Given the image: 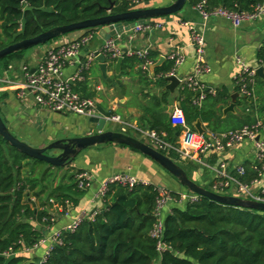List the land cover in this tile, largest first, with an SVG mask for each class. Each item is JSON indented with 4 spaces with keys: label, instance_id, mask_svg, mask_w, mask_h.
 <instances>
[{
    "label": "trees",
    "instance_id": "1",
    "mask_svg": "<svg viewBox=\"0 0 264 264\" xmlns=\"http://www.w3.org/2000/svg\"><path fill=\"white\" fill-rule=\"evenodd\" d=\"M110 1L114 2L112 13L133 9L128 0H0V49L57 26L104 16ZM187 1L193 6L204 2L208 11L222 7L251 12L264 4V0ZM21 55L22 51L15 52L2 60ZM104 58L113 71L117 58L109 55ZM258 58L264 66V46L259 49ZM157 59V54L150 51L143 58L123 55L119 74L114 78L120 85V76L138 73L142 83L140 115L136 119L139 129L163 135L165 141L176 144L184 131H197L194 126L197 120L213 134L239 130L259 121L264 124V78L256 73L237 77L234 103L240 109L225 116L223 108L232 101L226 88L206 90L204 99L195 104L197 93L184 81L177 98L176 114L181 120L174 124V118L167 112L169 92L165 89L159 93L145 92L150 84L165 87V78L173 71L174 60L169 58L155 64L156 79L150 80L148 69L144 70L142 65L147 61L157 63ZM87 74L83 73L85 78L73 82L71 87L84 97L95 99V93L87 88ZM159 151L182 166L189 177L191 169L198 168L195 162L179 160L173 150ZM27 160L34 163L23 174ZM41 165L43 161L29 158L0 136V253L9 247L15 252L33 246L45 235L34 223L51 224L53 216L49 209L53 202L64 212L75 206L86 191L78 186L77 175L82 170L61 173L57 180L58 176L49 169L36 174ZM243 168V174H235L240 181L249 184L259 177L257 164H244ZM29 192L37 202L28 200ZM171 195L179 203V195L173 191ZM159 197L154 184L139 183L128 188L111 183L102 197L103 206L95 209L92 219H84L73 231L62 230L59 242L45 259L37 261L25 254L0 255V264H264V212L223 205L204 197L196 202L174 204L162 217L161 241L166 248L159 253L157 239L150 237Z\"/></svg>",
    "mask_w": 264,
    "mask_h": 264
},
{
    "label": "crops",
    "instance_id": "2",
    "mask_svg": "<svg viewBox=\"0 0 264 264\" xmlns=\"http://www.w3.org/2000/svg\"><path fill=\"white\" fill-rule=\"evenodd\" d=\"M173 1L151 0L149 6H166ZM141 7H145V5ZM186 21L192 22L195 28L203 34L205 59L211 68L209 73L196 76V80L204 86L205 91H214L224 87L229 91L230 96L236 93L234 87L242 69L240 62L244 63L248 69H257L261 66L258 51L264 46V16L255 21H244L237 27L233 26L229 20L219 16H210L203 21L195 6L187 1L176 14L160 17L155 20L153 25H146L142 31L134 32L133 28L125 30L123 27L122 32L112 36L117 38L116 44L122 52L125 49L126 51H150L157 54V63L151 62L146 71L147 77L152 81L156 79L153 72L155 64L169 59L172 54L181 53L183 62L175 67V74L182 81L193 75L195 64V50L190 45V33L183 25V22ZM107 28L106 30L99 28L95 31L92 39L82 48L78 62L84 60L88 51H93L103 45L112 30L111 27ZM83 33L85 32L75 31L65 34L53 39L48 44L22 51L20 58L2 60L0 63V116L15 137L31 146L42 147L56 139L78 136L83 131H90L85 116L44 108L35 103L30 93L20 96L19 87L16 86L24 79V73L27 70L32 71L50 48L75 40ZM99 63V60H95L88 71L86 78L88 91L95 93L97 105L106 111H112L123 123L136 126V119L140 115L138 105L142 101L140 93L142 83L138 73L133 71L130 75L120 76L118 78L119 85L117 79H114L119 72L116 73L115 69L110 70L106 62L107 78H103ZM77 68L78 63L76 62L67 65L63 69V78H71ZM180 85L181 82L173 91H170L165 87L150 84L145 92L159 93L162 89L167 90L169 92L167 112L171 114L177 104ZM239 109L234 105L232 113L238 112ZM226 114L223 113V116ZM123 123L109 120L107 128L115 131H127L129 135L136 137L133 135L135 133L146 142L140 133ZM201 126L205 134L209 133L204 123H201ZM261 137H264V130L261 132ZM200 159L207 166L195 161L191 162L208 168L211 174L205 178L202 167H198L191 169L189 175L191 179L206 188L214 180L212 168H215L221 161H225L228 170L233 173L238 166L258 165L259 162L254 143L249 139H243L230 147H225L220 152L208 150L200 155ZM27 162L23 174L28 173L34 163L33 160H27ZM68 167L72 168L74 172L77 170L87 171L92 178V183L78 199V203L67 209V213L56 208V204L53 202V207L49 209L53 216L50 225L41 226L34 223V226L37 229H42L45 235L64 228L84 210L101 208L103 203L102 199L97 196L98 188L101 183L115 173L128 172L149 184L165 187L176 193L185 192L178 186L176 180L153 160L125 145L105 143L89 147L81 151ZM48 169L55 171L52 166L46 163L36 168V174H41ZM42 196L46 197V195ZM28 200L37 202V198L32 192H29ZM174 204L180 203L171 202L166 205L162 210V217L166 216ZM43 252L44 248L41 246L25 255L39 261Z\"/></svg>",
    "mask_w": 264,
    "mask_h": 264
},
{
    "label": "built area",
    "instance_id": "3",
    "mask_svg": "<svg viewBox=\"0 0 264 264\" xmlns=\"http://www.w3.org/2000/svg\"><path fill=\"white\" fill-rule=\"evenodd\" d=\"M133 6V9L144 6L146 2L151 0H128ZM195 9L199 12L203 21L210 16L223 17L231 22L235 27L239 26L244 21H255L261 16H264V4L257 5L251 12H236L219 7L213 10H206L204 2L195 6ZM183 25L189 30L190 33V45L195 50V64L193 69V75L180 81H188L193 90L196 91L197 97L194 99L195 104H199L205 97V88L197 80L196 76L209 73L211 68L205 59V38L194 26L192 22H183ZM146 26V25H145ZM145 26L136 25L133 27L134 32H139L145 29ZM99 28H93L85 30L79 38L71 41L61 43L55 47L50 48L44 57L39 60L35 68L32 71H26L24 73V79L17 83L19 87L20 96L30 93L36 104L47 108L52 111L73 112L85 117L94 116L97 114V101L93 98L84 97L79 92L72 89L71 85L75 81H80L85 78L83 73H87L91 64L96 60L97 55L101 54L104 57L109 55L110 58H118L123 55L133 56L137 55L139 58H143L147 52L138 50H128L122 52L116 44L117 38L111 36L107 38L103 45L96 48L93 51H88L84 60L78 62V57L82 48L92 39L95 31ZM174 60L173 71L167 74V76L176 75L175 67L183 62V56L181 53L172 54L169 56ZM78 63V68L74 75L69 78H63V69L70 64ZM240 62V61H239ZM242 69L239 74H245V76L251 77L256 73V69H248L244 63L240 62ZM150 61H147L142 68L148 69ZM264 68V66H262ZM244 89V87H243ZM242 90V93H245ZM177 113V104L175 105L173 112L170 114L173 119V123L180 122V117ZM111 121L123 123L118 116L114 114L109 118ZM128 127L133 128L140 133L146 142L157 150L162 149L164 151L173 150L177 153L179 160L181 161H195L202 163L200 155L208 150H215L216 152L222 151L225 147H230L235 143L240 142L243 139H249L253 141L257 151L258 158V171L259 177L253 179L249 184L240 181L235 174H243V166H238L233 173L228 170L227 163L225 161L219 162V164L212 168L214 172V180L207 189L225 195H235L245 199H251L264 202V137H261V132L264 130V124L260 121L251 126H243L239 130L228 131L219 134L203 132L199 134L197 131L190 132L184 131L179 136V141L176 144L169 143L163 139V135L159 136L153 131L142 130L136 126H130L123 123ZM259 138L256 140V137ZM209 167V166H208ZM78 186L82 189H87L92 183V178L87 171L82 170L77 175ZM111 183H117L122 186L132 188L135 185L149 184L143 180H140L134 175L128 172H120L113 174L110 178L100 184L97 192V196L102 199L105 192L108 190V186ZM160 197L156 201V205L153 211L156 217L151 231L150 237L157 239V250L160 253L166 246L161 241V233L163 230L162 210L171 202H175V199L171 195V190L157 186ZM232 190V194H228L227 191ZM179 195V203L196 202L200 196L192 192L177 193ZM69 208V207H68ZM67 208V209H68ZM67 209L64 211L67 213ZM95 209L82 211L72 222H70L64 228L53 232L50 235H44L31 247H22L18 251H13L11 247L0 253L4 257H10L16 254H28L37 247L43 246L44 252L40 257V260L45 259L49 254L52 247L59 242V236L62 230L73 231L84 219H92L95 214Z\"/></svg>",
    "mask_w": 264,
    "mask_h": 264
},
{
    "label": "water",
    "instance_id": "4",
    "mask_svg": "<svg viewBox=\"0 0 264 264\" xmlns=\"http://www.w3.org/2000/svg\"><path fill=\"white\" fill-rule=\"evenodd\" d=\"M187 2V0H174L171 4L166 6H149V2H146L145 7L131 9L126 12L112 13V7L114 2L110 1V5L107 9L108 13L104 16L81 20L70 24L57 26L46 30L34 37L25 38L16 42H13L0 49V60L7 57L8 55L21 52L26 49L45 44L46 42L63 36L68 33L75 31H85L93 28L108 29L111 27L112 30L107 35L109 38L116 33L122 32L123 27L125 30L133 28L136 25L145 26L153 25L155 20L167 16L176 14ZM123 52H126L124 49ZM123 56L117 58L115 63V72L120 71V64ZM162 59V58H161ZM99 60V68L101 70L103 78H107V64L103 55L99 54L96 57ZM161 61V60H160ZM256 74L264 78V68L259 66L256 69ZM167 84L165 89L173 91V89L179 84V79L176 75L167 76ZM109 80V79H108ZM237 97V93L231 95L232 102L223 109V113L234 111V100ZM98 114L89 116L87 118L89 132L83 131L81 135L72 136L67 138L56 139L45 146L34 147L28 143L15 137L7 128L6 124L0 116V136L12 147L19 152L27 155L31 159L43 161L50 166L54 167H67L73 159L83 150L105 144L115 143L119 145L128 146L141 154L147 156L168 174L174 177L177 182L185 187L189 192H192L200 197L207 198L214 202L223 205H231L239 208H247L264 212V202L256 201L251 199L241 198L235 195H225L215 193L206 187L198 184L191 179L186 171L173 159L163 154L156 148L152 147L145 141L129 135L122 131H115L107 128L109 118L113 115L112 111H106L101 106L97 105ZM194 126L199 134L204 132L201 126V122L197 120ZM259 136L256 137V140ZM49 151H55V154H51Z\"/></svg>",
    "mask_w": 264,
    "mask_h": 264
},
{
    "label": "rangeland",
    "instance_id": "5",
    "mask_svg": "<svg viewBox=\"0 0 264 264\" xmlns=\"http://www.w3.org/2000/svg\"><path fill=\"white\" fill-rule=\"evenodd\" d=\"M56 39V38H55ZM50 41H52V40H50ZM50 41H48V42H46L45 44H48ZM43 44H41V45H38V46H42ZM30 49V48H29ZM26 50H28V49H26ZM2 62V60H0V63ZM131 134H132V132H130ZM133 135H135L136 137H138V138H140L139 137V135H137V134H133ZM141 139V138H140ZM51 154H55L56 152L55 151H49ZM44 164H46V163H44ZM47 166V165H46ZM50 166V165H49ZM198 167H202L201 169L203 170V173H204V177L205 178H207V176H209L210 174H211V172H210V170L208 169V168H206V167H203V166H201L200 164H198ZM52 168H54V170L55 171H52V173L53 174H56L58 177L56 178L57 180L59 179V177H60V175H61V173H64V172H71V171H73V169L72 168H70V167H54V166H52ZM51 178H54V176L52 175V177ZM172 178H174V177H172ZM174 180H176L175 178H174ZM176 182H177V180H176ZM177 184H178V186H180V188L183 190V191H185V192H189L185 187H183V186H181L178 182H177ZM209 187V186H208ZM207 187V188H208ZM227 193L228 194H232L233 193V191L232 190H228L227 191Z\"/></svg>",
    "mask_w": 264,
    "mask_h": 264
}]
</instances>
